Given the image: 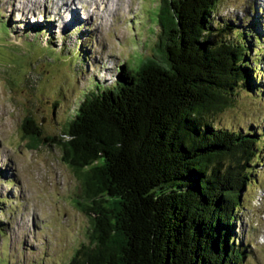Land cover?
<instances>
[{
	"label": "trees",
	"instance_id": "16d2710c",
	"mask_svg": "<svg viewBox=\"0 0 264 264\" xmlns=\"http://www.w3.org/2000/svg\"><path fill=\"white\" fill-rule=\"evenodd\" d=\"M158 1L156 40L135 69L92 79L97 86L60 136L42 138L30 120L22 126L28 138L58 147L79 183L75 205L89 219L88 241L67 264H240L234 224L264 134L206 116L240 93L259 94L251 49L262 30L257 17L245 32L214 19L221 0Z\"/></svg>",
	"mask_w": 264,
	"mask_h": 264
},
{
	"label": "rangeland",
	"instance_id": "374dc122",
	"mask_svg": "<svg viewBox=\"0 0 264 264\" xmlns=\"http://www.w3.org/2000/svg\"><path fill=\"white\" fill-rule=\"evenodd\" d=\"M82 4L86 9L73 4L79 13L69 23L70 14L48 15L52 2L0 0V264H67L88 241L89 219L75 205L78 181L58 147L23 134L24 121L42 138L60 136L80 97L97 86L92 79L110 80L121 66L135 69L156 40L158 0ZM213 17L233 20L242 32L257 17L262 56L252 48L251 59L258 58L260 95L240 93L206 117L217 127L264 134V0H221ZM34 35L51 48H39ZM259 148L234 224L235 243H243L240 264H264V139Z\"/></svg>",
	"mask_w": 264,
	"mask_h": 264
},
{
	"label": "bare ground",
	"instance_id": "6f19581e",
	"mask_svg": "<svg viewBox=\"0 0 264 264\" xmlns=\"http://www.w3.org/2000/svg\"><path fill=\"white\" fill-rule=\"evenodd\" d=\"M46 1H49V3L50 2L53 3V7H50L49 9H47V11L50 12V13H48V15H51L52 17H55V15H56V17H57L56 19H58V18H62L65 15L68 16V14H70L71 15V19H70L69 23L77 20V15H76V13L78 12L77 6L76 7L73 6V4L75 2L80 4V6L82 5L81 8L86 9V6H85L86 4H82V0H67V2H71L70 3L71 5L69 7L66 5V2H65L66 0L65 1L64 0H46ZM108 1H110V0H108ZM98 5H99V3H98ZM74 12H75V16H73ZM89 15L90 14L87 15V18L89 17ZM56 19H52V21H55Z\"/></svg>",
	"mask_w": 264,
	"mask_h": 264
}]
</instances>
